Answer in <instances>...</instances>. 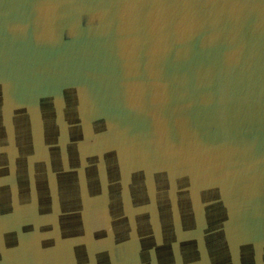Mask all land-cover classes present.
Masks as SVG:
<instances>
[{
	"label": "water",
	"instance_id": "water-1",
	"mask_svg": "<svg viewBox=\"0 0 264 264\" xmlns=\"http://www.w3.org/2000/svg\"><path fill=\"white\" fill-rule=\"evenodd\" d=\"M0 264H264V0H0Z\"/></svg>",
	"mask_w": 264,
	"mask_h": 264
}]
</instances>
